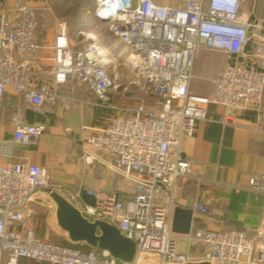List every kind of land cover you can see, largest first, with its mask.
I'll return each instance as SVG.
<instances>
[{"label": "built area", "instance_id": "2783aa9c", "mask_svg": "<svg viewBox=\"0 0 264 264\" xmlns=\"http://www.w3.org/2000/svg\"><path fill=\"white\" fill-rule=\"evenodd\" d=\"M241 7L242 0H181L177 7L155 0H96L94 13L101 23L96 30L74 35L68 22L58 19L49 46L35 38L34 6L19 0L11 14L0 11V100L10 88L44 114L76 104L111 111L97 126L82 125L92 133L82 137L81 159L84 165L110 167L134 183L135 193L122 201L117 189H93L95 202L81 210L90 218L108 219L137 242L131 264H139L145 254L167 264L201 259L264 264V219L252 236L238 228L204 231L190 253L179 251L170 229L177 183L192 175V160L179 150L183 137L198 122L212 120L211 105L224 108L218 122L234 125L237 113L258 105L262 97L264 26L255 24L251 31ZM248 44L254 66L228 63L212 79L208 95L191 90L202 51L243 55ZM44 49L47 53L38 56ZM11 121L16 143H35L45 131L44 125L25 120L21 105ZM45 187L57 188L44 166L11 161L0 167V264H17L21 257L58 264H129L106 251L83 252L42 239L31 220L37 212L35 194ZM248 187L264 193V173L251 175ZM195 208L210 210L206 202Z\"/></svg>", "mask_w": 264, "mask_h": 264}, {"label": "crops", "instance_id": "0c3cea01", "mask_svg": "<svg viewBox=\"0 0 264 264\" xmlns=\"http://www.w3.org/2000/svg\"><path fill=\"white\" fill-rule=\"evenodd\" d=\"M18 1L0 0V11L11 14ZM23 1L35 7L43 0ZM155 1L165 6L177 7L181 4V0ZM241 15L252 25L251 31L255 24L264 26V0H242ZM98 22L94 13L89 22L91 28H88L96 30ZM103 28L107 32V28ZM53 40L54 29L46 34L41 44L49 46ZM47 51H40L38 56ZM203 62L207 66L203 67ZM236 62L255 65L252 44L247 45L243 55L202 51L194 63L191 90L208 95L212 89L211 81L218 71L226 64ZM200 76H203L201 82L194 83V79ZM80 96L84 95L80 92ZM88 96L92 95L88 93ZM17 105H21L28 123L45 126V131L35 143L20 144L14 140L11 117ZM110 112L102 107L76 104L70 109L55 106L52 113L44 114L31 109L23 96L8 88L0 100V167L11 161H28L46 167L50 181L64 184L63 190L57 189L80 209L84 204L95 202L90 194L93 189H117L120 199L127 201L135 193L132 181L121 178L102 163L84 165L81 159L82 137L92 133L84 131L82 125L97 126L103 123L104 117ZM223 113L222 106L211 105L209 115L212 120L198 122L193 133L184 136L180 143L181 156L193 162L192 175L179 179L177 183L175 203L170 211V229L178 238V249L182 253L194 251L198 247L194 241L199 240L204 231L238 228L252 236L264 219V193L248 187L251 175L264 173V89L258 105L237 113L236 124L218 122L217 119ZM76 191H80V196L76 195ZM48 199L47 195L38 191L32 203L33 210L37 212L31 221L42 239L62 245L69 242L71 248L83 252L95 250L101 254L103 250L69 240L55 220V205L50 208L52 201ZM198 202H206L210 210H196L195 204ZM17 264L58 263L21 257Z\"/></svg>", "mask_w": 264, "mask_h": 264}, {"label": "water", "instance_id": "95a60500", "mask_svg": "<svg viewBox=\"0 0 264 264\" xmlns=\"http://www.w3.org/2000/svg\"><path fill=\"white\" fill-rule=\"evenodd\" d=\"M40 192L55 205V220L73 243H85L108 252L122 263H133L137 256V242L106 218H90L57 188L45 187ZM139 264H167L162 257L145 254ZM185 264H218L209 259L190 260ZM244 264V263H241Z\"/></svg>", "mask_w": 264, "mask_h": 264}, {"label": "rangeland", "instance_id": "374dc122", "mask_svg": "<svg viewBox=\"0 0 264 264\" xmlns=\"http://www.w3.org/2000/svg\"><path fill=\"white\" fill-rule=\"evenodd\" d=\"M178 1V0H169ZM96 4L94 0H43L40 5H36L37 11V29L39 34L43 38L46 34L54 29V23L56 20H66L70 26V31L72 34L76 35L80 29H89V22L94 14ZM101 24L100 22H98ZM91 30V29H89ZM206 62L202 63V66ZM206 68V67H205ZM203 70V69H202ZM202 75L205 74L199 71ZM201 77L194 79V83H200ZM52 182V181H51ZM57 188L63 190L65 188L64 184L58 182H52ZM56 241V240H55Z\"/></svg>", "mask_w": 264, "mask_h": 264}, {"label": "trees", "instance_id": "16d2710c", "mask_svg": "<svg viewBox=\"0 0 264 264\" xmlns=\"http://www.w3.org/2000/svg\"><path fill=\"white\" fill-rule=\"evenodd\" d=\"M36 18H37V11H36ZM34 35H35V38L37 39V41L39 42V43H41L42 41H43V35L41 36L40 34H39V30L37 29V25H36V28L34 29ZM38 75H40V74H38ZM40 77H46V76H43V75H40ZM64 244V246H70L71 245V243H69V242H64L63 243ZM89 248V250L91 249L90 247H88Z\"/></svg>", "mask_w": 264, "mask_h": 264}]
</instances>
